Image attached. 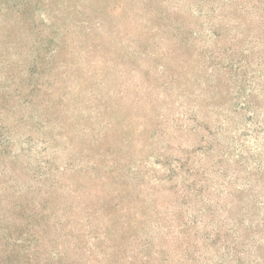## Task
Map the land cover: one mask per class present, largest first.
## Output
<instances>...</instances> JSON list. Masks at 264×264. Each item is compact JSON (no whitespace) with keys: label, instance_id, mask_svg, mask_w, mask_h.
I'll return each instance as SVG.
<instances>
[{"label":"rangeland","instance_id":"374dc122","mask_svg":"<svg viewBox=\"0 0 264 264\" xmlns=\"http://www.w3.org/2000/svg\"><path fill=\"white\" fill-rule=\"evenodd\" d=\"M0 264H264V1L0 0Z\"/></svg>","mask_w":264,"mask_h":264},{"label":"trees","instance_id":"16d2710c","mask_svg":"<svg viewBox=\"0 0 264 264\" xmlns=\"http://www.w3.org/2000/svg\"><path fill=\"white\" fill-rule=\"evenodd\" d=\"M256 2H258V1H264V0H255Z\"/></svg>","mask_w":264,"mask_h":264}]
</instances>
